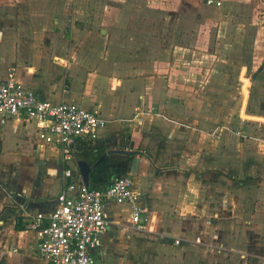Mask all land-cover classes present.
Here are the masks:
<instances>
[{
	"label": "crops",
	"instance_id": "0c3cea01",
	"mask_svg": "<svg viewBox=\"0 0 264 264\" xmlns=\"http://www.w3.org/2000/svg\"><path fill=\"white\" fill-rule=\"evenodd\" d=\"M174 1L175 15L166 13L172 0H0V81L105 121L65 164L53 135L0 114V264H49L27 222L55 209L63 168L82 180L76 161L92 165L111 148L139 153L108 156L88 186L93 174L104 176L99 188L131 177L150 221L139 231L128 203L107 202L100 246L90 249L96 264H264V138L234 123L262 126L240 112L264 114L249 107L241 78L239 111L229 91L227 108L219 104L233 53L204 83L211 92L196 75V58L214 55L210 37L230 45L232 34L217 28L230 13L206 0Z\"/></svg>",
	"mask_w": 264,
	"mask_h": 264
},
{
	"label": "built area",
	"instance_id": "2783aa9c",
	"mask_svg": "<svg viewBox=\"0 0 264 264\" xmlns=\"http://www.w3.org/2000/svg\"><path fill=\"white\" fill-rule=\"evenodd\" d=\"M206 3L221 6V0ZM0 114L23 116L36 122L41 132L53 135L65 164L80 144L97 139L105 123L96 112L75 103L39 99L33 89L13 78L0 81ZM63 178L65 184L57 195L55 209L48 215L34 214L26 225L36 232V249L49 264H96L90 249L100 246L98 234L107 225V202L128 203L134 228L146 230L150 216L138 203L131 177L115 175L106 187L92 188L66 167Z\"/></svg>",
	"mask_w": 264,
	"mask_h": 264
},
{
	"label": "rangeland",
	"instance_id": "374dc122",
	"mask_svg": "<svg viewBox=\"0 0 264 264\" xmlns=\"http://www.w3.org/2000/svg\"><path fill=\"white\" fill-rule=\"evenodd\" d=\"M232 1L233 0H221L219 10L224 11L226 8V12L230 13V16L226 15V19L222 18L223 22L219 23L217 26L218 30L222 31V35H224L223 30L226 31V34H232L231 39H229L230 45L224 37L213 39L210 37L212 33H206L205 31V35L210 37L208 42L210 40L213 44L209 45V43H207V46H209V48H215V51L214 55H212L210 53L207 54L205 52L206 50L204 51L205 48L201 49L200 51L203 50L205 53L196 58L199 65L197 68L201 67V70L199 69L200 72L196 73L201 79V84H199L198 87L203 89V93L211 92L209 86H204V83H206L211 74L213 75L216 73V67L222 68L220 64L227 63L228 58H230L229 55L233 53L231 61L234 62V64L232 69L228 72L231 81L229 86L221 83V94L217 96L219 104H221L222 108H227L226 100L228 96L223 93L229 91L231 95L235 97V111H239L238 106L243 100V96L239 91L242 86V82L239 79L241 78L244 81L242 89L245 96L247 95L246 89L251 90V92H249V98L247 97L249 107L252 106L256 110L258 109V112L264 114V108L260 105L261 103L264 104V0H234L236 4H233ZM172 3L175 4L168 6L166 13L171 12L172 15L178 14V2L172 0ZM227 7L230 9L228 10ZM190 44L191 43H189V47L191 46ZM192 55V53L189 54L190 57ZM188 77H194V74L191 73ZM221 77H223V75ZM248 82H250V84L247 87ZM245 101L246 97L244 98L242 109L244 108ZM240 115L247 118L264 120V118L246 115L243 110H241ZM234 123L237 127L238 125L247 123L250 125L249 133L251 135L260 134V136L264 138V124L259 126L240 119H236Z\"/></svg>",
	"mask_w": 264,
	"mask_h": 264
},
{
	"label": "water",
	"instance_id": "95a60500",
	"mask_svg": "<svg viewBox=\"0 0 264 264\" xmlns=\"http://www.w3.org/2000/svg\"><path fill=\"white\" fill-rule=\"evenodd\" d=\"M139 151L136 150H127V149H115V148H111L106 150L105 152H103L100 157L92 164L90 165L89 162L86 159H78L76 161V165L78 167L80 176L82 177V180L84 182L85 185L88 186V179H89V174L92 170H95L97 167L100 166V164L102 163V161L104 159H106L108 156L112 155V154H120V155H134V154H138ZM109 159V158H108ZM109 164H117L116 162L111 161ZM104 165H108V162L106 161ZM111 170V168H110Z\"/></svg>",
	"mask_w": 264,
	"mask_h": 264
},
{
	"label": "trees",
	"instance_id": "16d2710c",
	"mask_svg": "<svg viewBox=\"0 0 264 264\" xmlns=\"http://www.w3.org/2000/svg\"><path fill=\"white\" fill-rule=\"evenodd\" d=\"M105 161H106V159H105ZM103 177H104L103 175L99 176L97 174H93V182H94L95 185L92 188H99L97 186L100 184V181H101L100 179L103 178ZM108 184H109V181H108ZM103 185L105 186L106 184L103 183Z\"/></svg>",
	"mask_w": 264,
	"mask_h": 264
}]
</instances>
